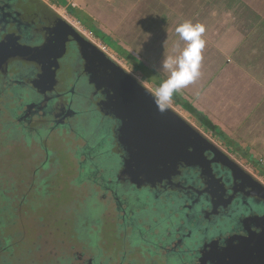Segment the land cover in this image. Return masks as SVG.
Listing matches in <instances>:
<instances>
[{"label":"rangeland","instance_id":"374dc122","mask_svg":"<svg viewBox=\"0 0 264 264\" xmlns=\"http://www.w3.org/2000/svg\"><path fill=\"white\" fill-rule=\"evenodd\" d=\"M44 1L56 14L82 32L148 89L154 90L166 77L167 73L154 71V66H150V55L155 53V48L150 40L142 39L147 36L144 32L135 33L138 35L137 39L127 42L124 41L122 27L113 30L108 29V26L92 24L89 30L95 32L96 36L72 17L67 8L55 4L52 0ZM172 2L174 3L170 4L175 19L168 27L174 28V33L178 36L175 29L185 21L203 24L206 29L204 56L210 44H214V41L218 43V40L223 46L226 45V58H230V53L237 47L240 49L248 45L244 49H238L239 52H235L234 56L238 54L233 57L240 59L245 56L248 49L252 48L251 41L259 36L258 43L264 48V0ZM159 8L164 7L159 5ZM165 11V8L159 10L162 22ZM260 24L262 29L252 32L253 28ZM152 27L164 30L157 25ZM258 34L260 35L257 37ZM143 41L148 43L146 48L143 47ZM251 57L252 62L258 59ZM139 66L145 69L144 73L140 71ZM16 94V99H12L8 93L0 96V108L15 117L24 104L33 101L30 95L20 91ZM176 96L177 100L182 98L196 109L194 102L181 91ZM74 101V106L77 107V101ZM171 107L264 183V148H251L246 144L240 145V142L237 144V141L233 140L235 136L224 141L174 101ZM12 118L8 113L0 115V264H54V260L68 253H82L84 262L91 258V255L97 263H108L111 258L114 259L113 262H121L119 257L125 253L129 257L127 261L134 264H152L151 258L156 260L157 264H181L189 259V253L193 254L196 247L199 248L202 234L217 231V228L202 230L203 227L195 214V205L191 206L187 197L182 200L175 198L156 202L155 196L149 193H134L119 186V189H122L119 205L123 198L126 211L131 214V218L122 222L119 219L122 211H118L119 206L111 191H103L99 185L92 187L93 183L99 180L100 171L103 175L106 172L117 173L115 169L120 167L116 158L104 153L105 147L109 148V134L100 131L94 116H78L72 123L74 131L85 137L86 142L77 137L75 132L64 133L63 129H60L59 142L51 138L52 145L48 144L49 148L44 146V137L36 142L33 141L34 134L30 137L27 132L16 134V138L11 139L8 124L10 120L18 124ZM86 120L87 123H84ZM219 124L223 125L221 122ZM20 128H17L18 131ZM39 134L46 136L42 131L35 135ZM243 136L245 140H242L254 147L251 144L255 143L254 138L246 133ZM229 144H237V147L233 148ZM84 155L88 160L83 158ZM45 161L49 169L44 170L41 165ZM51 167H57L54 175L51 173ZM43 177V184L40 181L38 183L39 178ZM90 189L93 190L92 194ZM43 191L50 196L46 198ZM3 195L10 199L9 206ZM84 200L87 203L81 208ZM103 206L109 209L105 215ZM101 220L100 226L98 221ZM133 221L139 224V227L148 229L145 242L142 243L133 233ZM169 231L171 234L168 238ZM122 235L127 242L122 241ZM177 238L183 241V245L179 247L183 250L179 249L176 256L163 255L160 250V247H164L162 242L171 243Z\"/></svg>","mask_w":264,"mask_h":264},{"label":"flooded vegetation","instance_id":"af4514ba","mask_svg":"<svg viewBox=\"0 0 264 264\" xmlns=\"http://www.w3.org/2000/svg\"><path fill=\"white\" fill-rule=\"evenodd\" d=\"M55 13L44 0H0V46L8 45V48L0 50V96L8 93L12 99H16V93L20 91L22 94L30 95L33 99L31 103L21 107L16 117L0 108V115L8 113L10 118L13 117L12 119L18 122L14 124V121L10 120L9 129L4 127L9 130L10 138L13 139L16 134L27 132L30 137L34 134L33 141L36 142L44 137V146L49 148L48 144L52 145L51 138L59 142L60 129H63L64 133H76L72 123L77 120L78 116H94L98 121L100 131L109 134V148L106 146L104 153L106 156L116 158L120 167L115 169L117 173L106 172L103 175L100 171L99 180L94 181L92 187L99 185L101 190L111 191L119 206L118 211H122V216H119L122 222L131 218V214L126 211L123 198L121 206L119 205L120 197H122L120 195L122 189L120 190L119 186L134 193H149L155 196L156 202L175 198L182 200L183 197H187L189 199L187 202L191 206L195 205V214L203 227L202 230L210 231L217 228L214 233L211 231L209 234H202L199 248L196 247L193 254L189 253V259L181 264H216L215 262H218L216 254L204 256L215 250L211 248L215 241H218L216 246L217 251H220L226 246L228 239L234 235H247L248 229L258 233L260 229L255 222L264 217V192L258 183L262 185L264 183L235 159L233 160L241 169L230 167L219 156L208 153L209 160L214 158L211 164L213 178H201V172L198 169L179 166L180 175L174 176L172 182L157 183L154 187L139 189L127 179H122L121 174L126 165L127 153L117 142L120 122L107 107L109 91L105 87L97 88L91 82L92 74L88 69L86 55L70 34L64 32L54 16ZM63 35L67 38L66 49L62 57H56L62 47ZM47 44L51 50L40 58L39 64L8 57V54L15 51L18 46L35 49ZM55 62L56 66L53 65ZM74 100L77 101V107L74 106ZM18 127H21L20 131ZM39 131L45 132L46 136L35 135ZM76 135L86 142L85 137L78 133ZM84 156L83 158L88 160L86 155ZM41 166L44 170L49 169L47 161ZM51 169L54 175L57 167H51ZM44 180V177L39 178L38 183L40 181L43 184ZM90 192L92 194L93 190L90 189ZM42 193L46 198L50 196L44 191ZM93 195L96 197L95 194ZM3 196L9 206L10 199L6 195ZM84 201L81 208L87 203L86 200ZM103 208L105 215L109 209L104 206ZM245 219L248 222L247 228L245 222L241 224ZM98 222L101 226L102 220ZM132 226L133 233L138 240L145 242L148 229L139 227V224L134 221ZM170 234L169 231L168 238ZM177 239L179 241V238ZM177 239L171 243L162 242L164 247H160V250L163 255L176 256L179 249L183 250L179 248L183 245V241L178 242ZM122 241H126L124 235H122ZM82 249L86 250L83 247ZM83 257L82 253H68L54 260V264H134L127 261L129 257L125 253L119 257L121 262H113L114 259L111 258L112 262L110 260L108 263H97L93 255L84 262ZM150 261L152 264H157L152 258Z\"/></svg>","mask_w":264,"mask_h":264},{"label":"water","instance_id":"95a60500","mask_svg":"<svg viewBox=\"0 0 264 264\" xmlns=\"http://www.w3.org/2000/svg\"><path fill=\"white\" fill-rule=\"evenodd\" d=\"M54 16L86 55L91 82L97 88L105 87L109 91L107 107L120 122L117 142L127 153L122 179L139 189L154 187L157 183L172 182L174 176L180 175L179 166L198 169L201 178H213L211 164L214 158L209 160L208 153L219 156L230 167L241 169L228 153L171 106L168 111L160 113L149 94L150 89L72 24L56 13ZM66 39L63 35L62 47L56 57L64 55ZM5 48L8 45L0 46V50ZM49 50V44L35 49L18 46L7 56L39 64L40 58ZM53 65L56 66V62ZM258 184L264 192V185ZM244 222L247 228V219L241 224ZM255 224L260 229L258 233L248 229L247 235H234L220 251H217L218 241H215L211 246L215 250L204 256L216 254V264H264V217L257 219Z\"/></svg>","mask_w":264,"mask_h":264},{"label":"crops","instance_id":"0c3cea01","mask_svg":"<svg viewBox=\"0 0 264 264\" xmlns=\"http://www.w3.org/2000/svg\"><path fill=\"white\" fill-rule=\"evenodd\" d=\"M52 1L67 9H77L96 26H108V29L113 30L122 27L124 41H134L138 37L135 33L144 32L147 36L142 39L150 40L155 48V53L150 55V66L157 65L163 55L178 53L184 47V42L176 36L174 28L168 27L175 19L174 11L171 9V4L174 3L172 0H165L164 3L160 0ZM159 5L167 11L163 14V22L160 19L162 15L159 10L164 8H159ZM213 19L216 18L213 17ZM156 25L164 30L160 31L152 27ZM261 29L260 24L257 28L254 27L252 32ZM259 38L260 36L251 41L252 48H249L246 55L240 59L234 58L238 54L234 56V53L239 47L233 48L236 50L230 53V58H233L230 59L224 57L226 45L223 46L219 40L218 43L214 41V44H210L205 56L203 53L205 58L202 60L200 78L195 84L181 90L183 95L193 101L196 109L206 115L218 130L225 133L227 137L235 136L233 140L237 141V144L240 142V145L246 144L251 148H264V48L258 43ZM143 42H145L143 47L146 48L148 43ZM246 47L248 45L240 49ZM251 56L258 59L252 62ZM198 91L201 93L199 98L196 97ZM220 122L223 125L220 126ZM244 133L254 138L255 143L250 142L254 147L243 141ZM237 144H231V146L236 148Z\"/></svg>","mask_w":264,"mask_h":264},{"label":"clouds","instance_id":"9594fccd","mask_svg":"<svg viewBox=\"0 0 264 264\" xmlns=\"http://www.w3.org/2000/svg\"><path fill=\"white\" fill-rule=\"evenodd\" d=\"M205 31V26L200 23L185 21L179 24L175 32L184 42V47L178 53L163 55L154 66V71L167 73L149 93L160 113L170 109L174 95L195 84L200 78L203 50L206 46ZM200 95L198 91L196 97L199 98Z\"/></svg>","mask_w":264,"mask_h":264},{"label":"trees","instance_id":"16d2710c","mask_svg":"<svg viewBox=\"0 0 264 264\" xmlns=\"http://www.w3.org/2000/svg\"><path fill=\"white\" fill-rule=\"evenodd\" d=\"M68 13L74 17L80 24H82V26H84L86 29H90V26H93L90 22V19L86 17L85 14H83L82 12H79L77 9L74 8H68ZM95 28V27H94ZM97 30V29H96ZM90 32L94 33L96 35L95 32L89 30ZM97 36V35H96ZM140 67V71L141 72H145V69ZM173 101L179 105L180 107H182L186 112H188L190 115H192L194 117V119H196L202 126L210 129L211 131L216 132L224 141L228 140V137L225 136L220 130H218V128L212 123V121L203 113H201L200 111H198L197 109H195L192 104H190L189 102L184 101L182 98L177 100V96L174 95ZM231 146V144H229Z\"/></svg>","mask_w":264,"mask_h":264}]
</instances>
